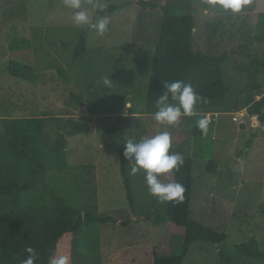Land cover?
<instances>
[{"label": "rangeland", "instance_id": "rangeland-1", "mask_svg": "<svg viewBox=\"0 0 264 264\" xmlns=\"http://www.w3.org/2000/svg\"><path fill=\"white\" fill-rule=\"evenodd\" d=\"M108 3L118 6L110 30L104 35L93 30L88 50L75 57L83 27L75 26L74 10L63 0H0V118L91 119L89 132L69 137L66 152L73 167L66 173L40 172L13 160L7 171L30 185L22 202L52 205L61 196L80 208L79 232L61 238L51 264L60 255L68 256L69 264H153L154 252L166 256L182 246L183 235L167 228L166 202L149 194L144 171L131 175L128 163L130 206L120 155L107 135L118 122V144L125 150L128 140L147 136L157 122L147 91L161 5L194 17L193 49L221 58L226 96L220 109L232 110L204 114L209 130L203 137L192 134L202 116L191 122L182 116L177 123L186 139L173 142L172 151L193 160L191 216L227 234L222 244L194 242L183 264H264L242 253L251 249L252 239L264 252V122L247 110L264 97V0H249L239 13L208 0H82V7L93 15ZM10 59L33 66L37 82L11 75ZM104 76H110L111 87L100 82ZM39 86H44L40 96ZM32 103L41 112L21 110ZM159 125L161 132L175 131L174 125ZM211 157L217 161L214 172L206 169ZM88 213L115 222L89 221Z\"/></svg>", "mask_w": 264, "mask_h": 264}, {"label": "trees", "instance_id": "trees-1", "mask_svg": "<svg viewBox=\"0 0 264 264\" xmlns=\"http://www.w3.org/2000/svg\"><path fill=\"white\" fill-rule=\"evenodd\" d=\"M117 8V4L114 3L99 6L92 15L93 22L103 15H112ZM161 9L163 15L148 83V104L156 103L159 95L164 91V82L183 80L190 83L198 94L208 99V103L197 104L196 117L198 115L203 117L204 114L211 112L232 111L220 109L226 96L221 58L193 49L191 34L196 25L194 17L164 5H161ZM93 30L90 26L83 27L74 50L75 57L88 50ZM256 62L259 66L260 63ZM8 69L10 74L17 78L34 84L37 82L33 66L10 59ZM247 110L252 115H258L264 122V97ZM193 116L188 117V122L193 120ZM85 119L84 122H71L70 117L64 119L61 116L0 118V264H22L28 256L26 250L29 247L37 254L35 264H51L61 238L66 235L70 237V234L76 236L79 232L82 226L80 208L68 203L61 196L55 197L52 205L41 199L37 203L22 202L21 195L30 189V185L14 180V176L7 171L10 170L11 160L14 165L18 162H27L40 172L66 170L69 166L66 152L69 137L90 131L91 119L88 117ZM118 126L119 123H115L107 130V135L119 152L120 172L126 196L130 206L134 208L128 161L124 157V149L118 144ZM67 127L68 130H66ZM174 127L173 142L185 143V132L177 123ZM159 132H161L160 125L155 122L150 126L147 136H154ZM192 134L204 136L197 128V123L192 129ZM251 142L250 139L248 145ZM206 169L208 172H214L217 169V161L214 157L209 158ZM177 180L186 187L185 199L179 204L166 202V225L170 231L183 235V243L178 250L166 256H160L154 252L153 264H183L194 242L222 244L227 239L226 232L204 225L191 216V197L194 186L191 158L185 157V163L179 172L173 171L171 174L161 176L163 183ZM261 211L264 213V203L261 204ZM85 218L101 223L115 222V219L110 216H97L91 213L86 214ZM257 244L256 240L252 239L249 243L251 249L245 247L242 253L247 257L264 259V252L256 249ZM227 260L231 262L232 258Z\"/></svg>", "mask_w": 264, "mask_h": 264}, {"label": "clouds", "instance_id": "clouds-1", "mask_svg": "<svg viewBox=\"0 0 264 264\" xmlns=\"http://www.w3.org/2000/svg\"><path fill=\"white\" fill-rule=\"evenodd\" d=\"M65 7L73 9L72 21L77 27L90 26L99 35H104L110 28L111 18L103 15L93 22L92 13L82 7V0H63ZM209 3L219 5L226 11L239 13L249 0H208ZM105 87H111L113 82L110 76L101 77L100 81ZM164 91L156 101L157 111L154 119L158 123L175 125L182 116L195 115L199 103H208V99L198 94L190 83L183 80L163 83ZM197 128L202 135H207L209 120L205 116L197 121ZM172 133L162 131L154 136H144L138 141L132 139L125 143L124 157L131 165V175L141 170L145 173V181L149 194L158 197L161 202L182 203L185 199L186 187L180 181L163 183L161 176L179 172L185 163L182 153L172 151ZM28 256L22 264H35L37 254L29 247ZM53 264H69V257L60 255Z\"/></svg>", "mask_w": 264, "mask_h": 264}, {"label": "crops", "instance_id": "crops-1", "mask_svg": "<svg viewBox=\"0 0 264 264\" xmlns=\"http://www.w3.org/2000/svg\"><path fill=\"white\" fill-rule=\"evenodd\" d=\"M33 84V83H32ZM43 88H44V86H39V88H38V95L40 96L41 95V93L43 92ZM33 104V106L34 107H31L30 105L28 106V108H22L21 110L22 111H25V112H28V110H30L31 109V111H36V110H38L37 112H41L40 110L42 109L40 106H38V105H36V103H32ZM35 113V112H34ZM31 117H33V116H31ZM38 117H40V116H38ZM71 167H73V165H69L68 166V168L66 169V170H62V171H64L65 173L67 172V171H69L70 169H71Z\"/></svg>", "mask_w": 264, "mask_h": 264}]
</instances>
